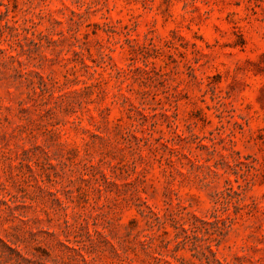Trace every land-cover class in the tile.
Returning <instances> with one entry per match:
<instances>
[{
	"label": "rangeland",
	"instance_id": "obj_1",
	"mask_svg": "<svg viewBox=\"0 0 264 264\" xmlns=\"http://www.w3.org/2000/svg\"><path fill=\"white\" fill-rule=\"evenodd\" d=\"M0 264H264V0H0Z\"/></svg>",
	"mask_w": 264,
	"mask_h": 264
}]
</instances>
